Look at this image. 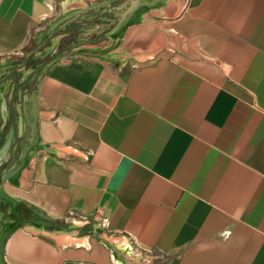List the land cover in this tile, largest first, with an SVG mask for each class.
<instances>
[{
    "label": "crops",
    "instance_id": "1",
    "mask_svg": "<svg viewBox=\"0 0 264 264\" xmlns=\"http://www.w3.org/2000/svg\"><path fill=\"white\" fill-rule=\"evenodd\" d=\"M56 7L117 43L27 66ZM9 140L0 264H264V0H0Z\"/></svg>",
    "mask_w": 264,
    "mask_h": 264
},
{
    "label": "rangeland",
    "instance_id": "2",
    "mask_svg": "<svg viewBox=\"0 0 264 264\" xmlns=\"http://www.w3.org/2000/svg\"><path fill=\"white\" fill-rule=\"evenodd\" d=\"M69 9L70 7L66 8V13H69ZM61 10L59 7L50 10L46 19L38 23V28L46 31L44 45L40 47L34 40L24 53L21 62L25 61L28 66L54 59L68 60L74 56L78 49H87L93 46L109 47L117 43L116 40L110 39L106 34L114 30L120 10L104 12L99 14L98 18L88 11L83 14L79 13L77 15L79 18L73 24H67L71 21V19H67L69 18L67 14L62 21L58 20ZM53 47H57L56 54L51 52L49 55H45ZM26 55H28L27 58ZM42 58H47V60ZM40 69L41 67L37 66L38 72Z\"/></svg>",
    "mask_w": 264,
    "mask_h": 264
},
{
    "label": "water",
    "instance_id": "3",
    "mask_svg": "<svg viewBox=\"0 0 264 264\" xmlns=\"http://www.w3.org/2000/svg\"><path fill=\"white\" fill-rule=\"evenodd\" d=\"M10 146H11V140H9L7 143H6V146L5 148L3 149V151L0 152V167H2V162H3V158H4V154L10 150ZM26 167V163L24 164L23 167H19L15 173V175L13 176V178L11 179V181H15L22 173L23 169ZM2 181L4 182L5 181V178H2ZM0 198L2 200H5L7 201V199L4 197V186L0 185Z\"/></svg>",
    "mask_w": 264,
    "mask_h": 264
},
{
    "label": "bare ground",
    "instance_id": "4",
    "mask_svg": "<svg viewBox=\"0 0 264 264\" xmlns=\"http://www.w3.org/2000/svg\"><path fill=\"white\" fill-rule=\"evenodd\" d=\"M67 3V2H66Z\"/></svg>",
    "mask_w": 264,
    "mask_h": 264
}]
</instances>
